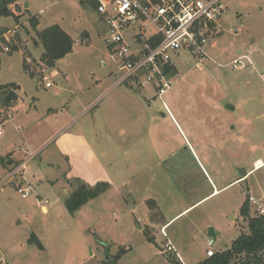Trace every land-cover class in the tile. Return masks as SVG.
Wrapping results in <instances>:
<instances>
[{
    "label": "rangeland",
    "instance_id": "obj_1",
    "mask_svg": "<svg viewBox=\"0 0 264 264\" xmlns=\"http://www.w3.org/2000/svg\"><path fill=\"white\" fill-rule=\"evenodd\" d=\"M225 2L227 30L208 49L211 60L186 54L177 61L162 97L171 113L150 85L115 86L122 71L94 0H19L18 21L0 16V27L16 29L18 47L1 52L0 84H16L19 94L0 134L1 180L8 174L2 157L29 158L25 171L0 187V256L15 264H169L172 256L193 264L207 257L210 238L221 252L249 233L241 207L249 194L261 196L264 164L234 180L264 161V0ZM31 16L37 30L58 24L74 40L54 67L40 59ZM241 55L252 64L234 65ZM64 133L84 134L96 158L73 159L75 146L64 155ZM82 181L111 187L70 213L66 199ZM20 184L34 190L23 197ZM249 214L256 217L251 206ZM210 227L216 237L208 236ZM32 233L43 248L30 242Z\"/></svg>",
    "mask_w": 264,
    "mask_h": 264
},
{
    "label": "built area",
    "instance_id": "obj_2",
    "mask_svg": "<svg viewBox=\"0 0 264 264\" xmlns=\"http://www.w3.org/2000/svg\"><path fill=\"white\" fill-rule=\"evenodd\" d=\"M99 17L103 20L108 37L105 41L122 75L116 85L132 81L134 88L142 90L150 85L156 96L170 113L163 96L173 85V73L177 71V61L186 58V54L200 62L211 60L209 48L215 39L227 29L222 20L229 12L225 0H94ZM238 28H229L238 32ZM16 29L0 31V47L10 53L14 45ZM252 64L247 55L233 60L238 64L242 60ZM28 62V63H27ZM29 71H33V60L28 57ZM264 78V76H263ZM136 85V86H135ZM50 82L45 87H51ZM12 108L0 106V134L3 127L13 116ZM29 158L12 167L6 177L0 180V187L11 182L25 171ZM19 193L27 197L33 187L22 184ZM248 201L256 216L264 215V190L258 198L249 194ZM41 207L44 205L39 203ZM166 235V233L164 232ZM215 240H208L207 257L217 253L213 249ZM168 250L174 249L171 242Z\"/></svg>",
    "mask_w": 264,
    "mask_h": 264
},
{
    "label": "trees",
    "instance_id": "obj_3",
    "mask_svg": "<svg viewBox=\"0 0 264 264\" xmlns=\"http://www.w3.org/2000/svg\"><path fill=\"white\" fill-rule=\"evenodd\" d=\"M13 5V7H12ZM19 7V0H0V16H15L13 8ZM29 22L36 30L38 41L35 44L42 46L41 61L45 67H54L56 63L72 52L74 40L60 25L55 24L47 28L37 30L39 20L36 16H31ZM6 27H0V31H6ZM18 47L12 46V50L16 51ZM1 52L0 47V68H1ZM25 69L29 71V66L25 63ZM30 72V71H29ZM19 100L18 87L14 83L0 84V106L13 108ZM111 187L106 181H100L95 185H88L85 182H78V186L71 192L66 199V207L70 213H74L90 200L98 197ZM250 203L248 199L241 207V214L249 217L248 227L249 233L241 234L232 246L226 251H221L213 256L204 258L202 261L193 264H230L236 257H242L245 264H264V215L251 217ZM30 242H36L40 248H43L39 238L32 233ZM169 264H183L177 257L172 256Z\"/></svg>",
    "mask_w": 264,
    "mask_h": 264
},
{
    "label": "crops",
    "instance_id": "obj_4",
    "mask_svg": "<svg viewBox=\"0 0 264 264\" xmlns=\"http://www.w3.org/2000/svg\"><path fill=\"white\" fill-rule=\"evenodd\" d=\"M21 1V0H20ZM227 16V15H226ZM226 16L224 17V19L226 18ZM223 19V20H224ZM222 20V21H223ZM223 25V22H222ZM224 28H226L223 25ZM67 32V31H66ZM68 33V32H67ZM241 53V51H240ZM179 69V68H178ZM124 99L129 101V102H136L138 103V97H136L135 95H123ZM107 106V105H106ZM171 113V112H170ZM165 115V114H164ZM123 132V130H121ZM126 132V130H124ZM71 142V143H70ZM61 149H63V154H68L71 157L70 154V146H75V149H79L80 150V155L77 157L75 151L73 152V159L77 158V160L81 161L82 163H85V161L92 159L91 161H93V159H95V153L92 151L93 149L92 144L89 142V140L84 136V134H79V135H68V133H64L63 137H62V141H61ZM28 159V158H27ZM26 159H23L21 161H16L17 163H13L14 160L9 159L7 160L5 157L1 158V163L2 166L8 171V173L10 172V170L12 169V167H14L15 165L21 163L22 161H24ZM258 161H260V164H258ZM15 162V161H14ZM13 163V164H12ZM264 164V161L261 158H258L255 160V167L253 169H251L245 176L239 177L237 179H235L234 181L237 180H241L244 179L249 173H252L254 170H256L257 168H259L260 166H262ZM8 175V174H7ZM6 175V176H7ZM5 176V177H6ZM1 180V178H0ZM110 183V182H109ZM111 184V183H110ZM34 190V188H33ZM219 190V189H218ZM217 189L215 191H218ZM248 191L252 190L251 187L247 188ZM210 195V194H209ZM209 195L205 196L203 199H205L206 197H208ZM41 201H37V203L39 204ZM43 209L44 212H47V207L44 205L43 207H41ZM19 225H22L21 221H19ZM166 227V226H163ZM26 230V229H25ZM22 231L23 235H22V243L24 242V240H26L28 238V234L26 233V231ZM19 235V234H18ZM19 239V237H18ZM20 241V239H19ZM0 251H2V249L0 248ZM181 259V258H180ZM203 260V259H202ZM200 260V261H202ZM199 261V262H200ZM197 263V262H196ZM0 264H15L14 260H11L8 256H0Z\"/></svg>",
    "mask_w": 264,
    "mask_h": 264
},
{
    "label": "water",
    "instance_id": "obj_5",
    "mask_svg": "<svg viewBox=\"0 0 264 264\" xmlns=\"http://www.w3.org/2000/svg\"><path fill=\"white\" fill-rule=\"evenodd\" d=\"M28 3H26V7H28ZM164 115V114H163ZM208 236H210V237H216V233H215V230H214V228H212V227H210L209 228V232H208ZM163 250V249H162Z\"/></svg>",
    "mask_w": 264,
    "mask_h": 264
},
{
    "label": "bare ground",
    "instance_id": "obj_6",
    "mask_svg": "<svg viewBox=\"0 0 264 264\" xmlns=\"http://www.w3.org/2000/svg\"><path fill=\"white\" fill-rule=\"evenodd\" d=\"M258 164H260V161H258Z\"/></svg>",
    "mask_w": 264,
    "mask_h": 264
}]
</instances>
